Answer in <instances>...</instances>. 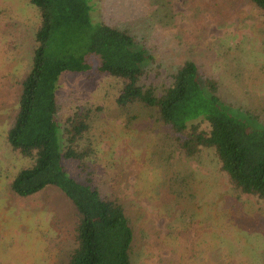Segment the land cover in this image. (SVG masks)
<instances>
[{"label":"rangeland","instance_id":"374dc122","mask_svg":"<svg viewBox=\"0 0 264 264\" xmlns=\"http://www.w3.org/2000/svg\"><path fill=\"white\" fill-rule=\"evenodd\" d=\"M167 1L169 9L156 0L89 3L94 22L144 39L160 64L148 83L162 87L178 65L194 59L204 75L219 82L220 95L233 111L241 113L243 103H264V13L245 0ZM39 23L38 8L29 0H0V264H67L75 247L74 207L59 189L49 186L25 198L10 189L15 175L31 164L6 143V134L17 110L19 82L32 66ZM91 71L61 74L57 119L64 122L77 107L102 108L87 137L99 169L96 183L106 195L130 203L147 195L142 191L149 190L151 180L163 176L164 169L145 166L162 134L125 132V116L116 104L122 82ZM219 168L211 149L196 159L182 157L175 165L182 178L188 176L187 189L198 199L199 209L191 206L185 217L180 211L165 212V194L139 200L148 212L137 222L144 241H138L141 248L133 264H264V220L255 214L264 204L254 200L236 213L226 193L228 177ZM68 169L76 177L75 166ZM220 199L226 212L216 205ZM148 215L152 220L147 221Z\"/></svg>","mask_w":264,"mask_h":264},{"label":"trees","instance_id":"16d2710c","mask_svg":"<svg viewBox=\"0 0 264 264\" xmlns=\"http://www.w3.org/2000/svg\"><path fill=\"white\" fill-rule=\"evenodd\" d=\"M245 1L264 13V0ZM29 2L38 8L40 23L31 69L19 82L17 110L6 143L29 157L31 164L15 175L10 189L25 198L52 186L71 201L75 247L67 264H133L144 241L137 234V222L148 212L140 201L165 194L168 214L180 211L185 217L191 206L199 209L195 192L187 189L188 176L182 178L175 165L182 157H200L206 149L213 150L219 169L228 177L226 193L236 213L254 200L264 204V103L260 99L251 106L243 103L241 113L234 112V106L221 97L219 82L204 75L194 59L178 65L162 87L148 83L157 61L144 39L125 28L94 22L89 0ZM156 4L170 8L167 0ZM92 69L122 82L116 104L125 116V132L162 134L156 144L160 146L154 147L145 166L164 169L163 176L142 191L149 195L130 203L116 194L106 195L96 183L99 169L87 137L102 108L77 107L64 122L57 119L61 74H86ZM69 164L75 166L76 177L69 174ZM216 205L223 212L228 209L221 199ZM257 212L264 220V209ZM149 216L147 221L152 220Z\"/></svg>","mask_w":264,"mask_h":264}]
</instances>
